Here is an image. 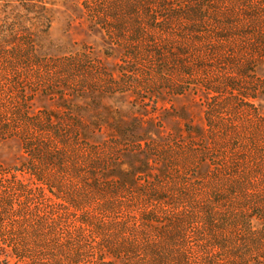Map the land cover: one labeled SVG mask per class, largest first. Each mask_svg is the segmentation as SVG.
I'll list each match as a JSON object with an SVG mask.
<instances>
[{
  "label": "rangeland",
  "instance_id": "374dc122",
  "mask_svg": "<svg viewBox=\"0 0 264 264\" xmlns=\"http://www.w3.org/2000/svg\"><path fill=\"white\" fill-rule=\"evenodd\" d=\"M129 225L264 264V0H0V259Z\"/></svg>",
  "mask_w": 264,
  "mask_h": 264
},
{
  "label": "trees",
  "instance_id": "16d2710c",
  "mask_svg": "<svg viewBox=\"0 0 264 264\" xmlns=\"http://www.w3.org/2000/svg\"><path fill=\"white\" fill-rule=\"evenodd\" d=\"M138 217L133 218L132 224H138L139 218L149 223L153 220V218ZM142 232L137 226L132 229L129 225L127 235L121 234L116 238H109V234H98L92 249L100 251L101 257L93 261L88 259V255L84 257L85 253L72 254L70 250H64V257L60 258L53 249H38L35 246L23 244L11 250H4L5 256L0 259V264H171V242L168 241L171 236L163 237L164 232L159 236L154 235L153 230L151 233L147 231L144 237ZM162 238H167V245L160 246ZM64 241L67 242L66 239L62 242ZM105 254H111L114 258H107ZM174 256L179 255L174 254ZM54 257L55 259H52ZM176 264L189 263L177 262Z\"/></svg>",
  "mask_w": 264,
  "mask_h": 264
}]
</instances>
